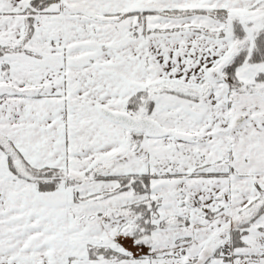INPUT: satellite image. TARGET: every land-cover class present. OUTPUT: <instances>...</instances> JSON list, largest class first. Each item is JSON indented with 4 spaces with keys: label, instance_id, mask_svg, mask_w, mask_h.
<instances>
[{
    "label": "snow or ice",
    "instance_id": "6c2138e0",
    "mask_svg": "<svg viewBox=\"0 0 264 264\" xmlns=\"http://www.w3.org/2000/svg\"><path fill=\"white\" fill-rule=\"evenodd\" d=\"M0 264H264V0H0Z\"/></svg>",
    "mask_w": 264,
    "mask_h": 264
}]
</instances>
